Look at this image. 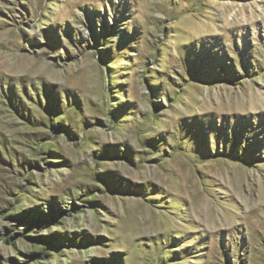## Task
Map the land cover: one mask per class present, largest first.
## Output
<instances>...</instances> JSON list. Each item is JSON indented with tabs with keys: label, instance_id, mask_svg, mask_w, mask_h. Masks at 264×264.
I'll return each mask as SVG.
<instances>
[{
	"label": "rangeland",
	"instance_id": "374dc122",
	"mask_svg": "<svg viewBox=\"0 0 264 264\" xmlns=\"http://www.w3.org/2000/svg\"><path fill=\"white\" fill-rule=\"evenodd\" d=\"M0 264H264V0H0Z\"/></svg>",
	"mask_w": 264,
	"mask_h": 264
}]
</instances>
